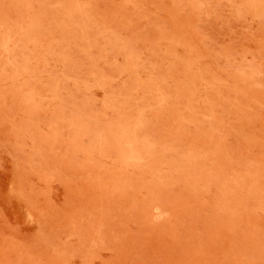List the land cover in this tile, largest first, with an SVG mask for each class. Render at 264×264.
Here are the masks:
<instances>
[{
	"label": "rangeland",
	"instance_id": "1",
	"mask_svg": "<svg viewBox=\"0 0 264 264\" xmlns=\"http://www.w3.org/2000/svg\"><path fill=\"white\" fill-rule=\"evenodd\" d=\"M0 264H264V0H0Z\"/></svg>",
	"mask_w": 264,
	"mask_h": 264
}]
</instances>
